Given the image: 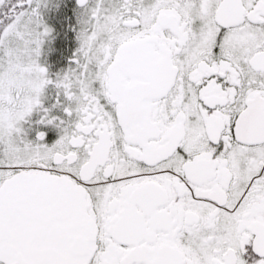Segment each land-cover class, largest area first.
<instances>
[{"label": "snow or ice", "instance_id": "6c2138e0", "mask_svg": "<svg viewBox=\"0 0 264 264\" xmlns=\"http://www.w3.org/2000/svg\"><path fill=\"white\" fill-rule=\"evenodd\" d=\"M0 264H264V0H0Z\"/></svg>", "mask_w": 264, "mask_h": 264}]
</instances>
